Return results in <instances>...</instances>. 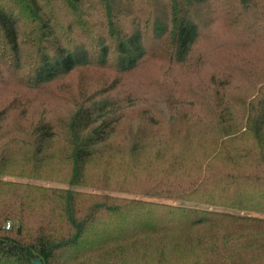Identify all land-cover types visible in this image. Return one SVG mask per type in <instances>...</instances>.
<instances>
[{"label":"trees","instance_id":"obj_1","mask_svg":"<svg viewBox=\"0 0 264 264\" xmlns=\"http://www.w3.org/2000/svg\"><path fill=\"white\" fill-rule=\"evenodd\" d=\"M35 259L264 264V0H0V264Z\"/></svg>","mask_w":264,"mask_h":264},{"label":"rangeland","instance_id":"obj_2","mask_svg":"<svg viewBox=\"0 0 264 264\" xmlns=\"http://www.w3.org/2000/svg\"><path fill=\"white\" fill-rule=\"evenodd\" d=\"M34 182H37V183H40V184H43V185L61 186L59 184L51 183V182H43V181H34Z\"/></svg>","mask_w":264,"mask_h":264},{"label":"water","instance_id":"obj_3","mask_svg":"<svg viewBox=\"0 0 264 264\" xmlns=\"http://www.w3.org/2000/svg\"><path fill=\"white\" fill-rule=\"evenodd\" d=\"M33 264H42V263H41V261H40V260H38V259H35V260H33Z\"/></svg>","mask_w":264,"mask_h":264},{"label":"built area","instance_id":"obj_4","mask_svg":"<svg viewBox=\"0 0 264 264\" xmlns=\"http://www.w3.org/2000/svg\"><path fill=\"white\" fill-rule=\"evenodd\" d=\"M9 225L7 224L6 227H8Z\"/></svg>","mask_w":264,"mask_h":264}]
</instances>
